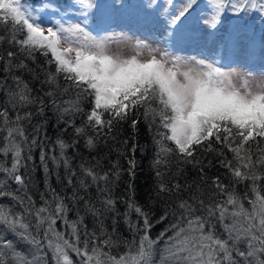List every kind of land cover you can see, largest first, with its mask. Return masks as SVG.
Returning a JSON list of instances; mask_svg holds the SVG:
<instances>
[{"label":"snow or ice","instance_id":"snow-or-ice-1","mask_svg":"<svg viewBox=\"0 0 264 264\" xmlns=\"http://www.w3.org/2000/svg\"><path fill=\"white\" fill-rule=\"evenodd\" d=\"M249 3L251 8L248 7ZM201 4L204 5L203 10ZM129 7L132 5L127 0H45L41 8H34L24 0H0V23L13 25L11 42L18 44L30 56L37 51L46 57L50 54L48 63L54 64L55 70L45 73V83L56 85L57 78L63 75L69 83L62 91L67 93L77 90L76 99L65 101L68 107L61 109L57 106L58 110L63 113L79 111L80 99L91 96L93 107L87 114V126L99 133L105 127L110 132L114 121L127 120L134 110L144 108L145 118L151 117L149 126L155 124L158 118V127L165 129L153 136L157 145L154 161L157 169L160 164L167 162L164 157L173 153L184 163H193L198 147L207 145L208 151H214V139L217 144L234 153L233 160H228L222 149L216 150L222 157L220 166L231 173L233 182L251 181L250 185H246L251 195L246 192L243 197L250 207H245L241 198L228 191L217 176L212 186L225 199L209 206H205L198 197L192 198L193 203L181 201L178 205L180 214L176 216L173 212L175 223H170L159 236L152 239L150 231L153 224L149 213L130 197L128 211L124 215L127 218L130 212L135 211L138 218L143 219L142 227L128 222L130 230L139 235V242H125L127 251L114 255L111 252V237L99 239L93 233L92 248L89 250L88 234L85 233L83 247L79 246L81 238L78 222L67 221V206L62 198L55 195L54 190L53 201H45L44 206L35 208L31 197H27L26 202L24 196L6 191L4 182L0 181V197H10L23 209V212H15L12 207L0 204V225L14 237L7 239L0 233V264H47L45 248L52 253L54 264H73L69 251L80 257V264H155L153 257L161 241L163 247L159 249V264H264V185L261 184L264 181V147L260 146V141H264V80L253 88L249 83L253 79L251 73L225 68L216 60L184 58L168 50L160 51L157 58V55L152 54L157 49L150 48L140 40H136L133 45L136 54L129 58L110 54V44L125 43L131 39L127 33H93H107L116 24L122 11ZM138 7L143 12L145 23L151 25L161 41L169 47L193 39L187 32L186 21L191 18L199 24L207 14L203 26L197 29L201 37L213 36L225 46L231 45L245 57L252 52L239 37L232 34L215 36L222 23V14L230 11L244 23L247 22L244 16L250 14L252 9H259L260 14L264 15V0H145ZM73 15L79 22L67 27L60 22L48 26L49 16H59L62 21ZM90 23L93 26L91 30ZM205 28L209 31L205 32ZM16 32L21 33L23 39H17ZM62 44L66 46L61 47ZM146 48L150 59L142 61L139 56ZM7 55L12 58L15 53L9 51ZM261 56L264 57V48L261 49ZM17 67L23 69L26 65L21 62ZM236 77L240 78L239 84ZM13 80L15 89L8 92L13 107L35 103L36 99L30 96L31 89L27 83L20 77H13ZM54 94L46 93L48 96ZM43 103L40 100V104ZM153 104L156 106L153 107ZM105 113L109 116L107 121L103 118ZM30 116L31 113L26 114V117ZM0 117H3L7 130L0 154L6 157L11 153L12 156L11 167L0 164V172L23 186L25 182L19 170L27 138L19 121L24 117L18 115L15 121H10L7 109L0 111ZM137 124V120H132L133 129H136ZM76 131L82 134L84 130L78 128ZM17 136L20 137L19 141ZM165 141L172 142L175 148L168 147ZM57 142L62 151L67 147L63 141ZM252 144H256L255 152ZM87 145L94 147V139L89 138ZM137 146L133 144V151ZM44 159L42 154L41 161ZM196 163L200 164L201 179H204L203 164L201 161ZM129 164V174L134 176L135 161L130 160ZM84 171L92 177L93 182L108 179L107 173L98 176L92 169ZM156 175L160 177L162 174L157 170ZM158 187L160 192H171L179 191L181 186L175 184L169 188L160 183ZM197 203L199 209L195 207ZM103 204L105 210L114 207V201L110 198ZM198 210L204 214L197 215ZM92 211L95 213L97 210ZM168 215L165 211L157 222L164 221ZM33 216L35 225L28 219ZM57 220H63L71 228V240L65 238V233L56 230ZM216 222L227 234L226 239L216 233ZM45 224L47 227L41 238L40 229ZM32 227L36 229L35 234ZM169 231L172 234L165 239ZM16 241L30 246L27 254L17 251ZM241 244H244V250H241Z\"/></svg>","mask_w":264,"mask_h":264},{"label":"trees","instance_id":"trees-1","mask_svg":"<svg viewBox=\"0 0 264 264\" xmlns=\"http://www.w3.org/2000/svg\"><path fill=\"white\" fill-rule=\"evenodd\" d=\"M137 1L139 0H127L130 5ZM24 2L34 7L44 3L45 0H39V2L24 0ZM201 5L204 7L203 4ZM248 7L251 8V3ZM227 15L237 20L230 11L228 14H224V17ZM248 15H250V31L255 27L262 28L264 15L260 14L259 9H252ZM13 35L11 23L7 25L0 23V111L7 109L10 121H15L18 115L24 117L19 121V126L24 131L27 144L23 147V161L19 174L25 183L23 186L18 185L13 179L7 178L3 172H0V181L4 182L6 191L24 196L26 202L27 197H31V203L35 208L44 206L45 201H53L54 190L55 195L62 198L63 203L67 206V221L78 222L81 238L79 246L81 248L85 233L88 234L89 250L92 248L93 233L99 239L111 237L113 242L111 252L114 255H120L127 251L125 242L131 243L135 240L138 244L139 235L130 230L128 222L133 225L139 224L142 227L143 219L138 218L135 211L130 212L127 218L125 217L130 197L149 213L153 224L150 231L152 239L159 236L165 228L169 227L170 223H175L173 212L176 216L180 214L181 210L178 205L181 201L193 203L192 198L198 197L205 206H209L225 199L212 186V181L217 176L228 191L234 192L241 198L245 207H250L243 197L246 192L251 195L250 189L246 187L251 184V181L234 183L231 173L219 164L222 157L217 154L216 150L222 149L224 156L228 160H233L234 153L226 147L217 144L213 139L214 151H208L207 145L198 147L194 153L193 163H184L177 154L173 153L164 157L167 162L160 164L157 169L154 165L157 145L153 141V136L157 132L165 131L158 127V118L156 123L150 127L148 120L151 117L146 119L145 109L139 108L134 110L127 120L114 121L110 132L105 127L97 133L87 126V114L93 107V98L91 96L82 97L79 101V111L63 113L58 110L57 106L61 109L68 107L64 103L65 101L76 99L77 90L73 89L67 93L62 91L69 83L63 75L57 78L56 85L45 83V73L55 70V65L48 63V60L51 59L50 54L46 57L37 51L30 56L18 44L11 42ZM15 35L17 39H23L21 33L16 32ZM9 51L15 53L12 58L7 55ZM21 62L26 65L23 69L17 67ZM13 77H20L27 83L31 89L30 96L36 99L35 103L17 104L13 107L8 96V92L15 89ZM48 92L55 94L48 96L46 95ZM40 100L44 101L43 105L40 104ZM155 106L153 104V107ZM41 108H43L42 112ZM27 113H31V116L26 117ZM103 118L107 121L108 114L105 113ZM134 119L138 121L136 129L132 128ZM9 126L15 125L10 124ZM78 128L84 130L82 134L77 133L76 129ZM5 136H7V130L3 124V117H0V148L4 147ZM89 138L94 139V147H88L87 140ZM156 138L159 139V137ZM16 139L19 141L20 137L17 136ZM58 140L67 145L63 151ZM133 144L138 145L134 151ZM165 144L175 148V145L170 141H165ZM260 146L264 147V141H260ZM251 147L255 152L256 144H252ZM42 154L45 157L43 162L41 161ZM130 160L135 161L134 176L129 174ZM65 161H67V166ZM196 161H201L203 164L204 179H201L200 164H197ZM11 163V153L6 157L0 154V164L11 167ZM84 169H92L98 176H104L107 173L108 179L107 181L93 182L92 177L87 176ZM157 170L162 174L160 177L156 175ZM160 183L169 188L175 184H179L181 187L179 191L160 192L158 187ZM261 184L264 185V181ZM109 198L114 201V207L111 210H105L103 202ZM0 204L12 207L15 212H23L19 203L10 197H0ZM54 206L55 203L52 204L53 208ZM195 207L199 209L200 206L197 203ZM92 209L97 211L94 213ZM165 211L169 213L167 218L157 222ZM196 214L202 215L204 212L198 210ZM28 219L32 225H35L34 216ZM46 227L47 224L40 229L41 238ZM55 228L58 232L65 233V238L72 239L69 235L71 228L66 226L63 220H57ZM114 228L115 231H113ZM31 230L33 234L36 233L35 227H32ZM215 231L222 239L227 238V234L218 222L215 223ZM0 233L7 239H14L13 234L4 230L3 225H0ZM142 234L140 233V235ZM171 234V231L166 233L165 239ZM162 247L163 241L157 246L156 254L153 257L155 264H159V249ZM240 247L241 250H244L245 246L241 244ZM16 248L17 251L27 254L30 246L22 241H16ZM107 250L105 249V251ZM44 252L47 264H54L52 253L47 248L44 249ZM69 256L72 261L80 263V257L75 252L69 251ZM73 264L76 263L73 262Z\"/></svg>","mask_w":264,"mask_h":264},{"label":"rangeland","instance_id":"rangeland-1","mask_svg":"<svg viewBox=\"0 0 264 264\" xmlns=\"http://www.w3.org/2000/svg\"><path fill=\"white\" fill-rule=\"evenodd\" d=\"M145 0H139L132 3V7H129L126 10L122 11L121 16L117 19L116 24L108 29L107 33H93L94 35H106L114 32H125L127 36L130 37L125 43H112L109 45V52L113 55H120L124 58H129L135 55V50L133 45L136 40L144 41L146 44L152 48L157 49L154 55H157L159 58V52L168 50L173 55L181 56L184 58H196L203 59L205 61H219L221 66L225 68H235L238 69L241 73H251L253 79L249 81L250 85L255 88V85L264 80V57L261 56V49L264 48V21L262 28L255 27L250 31L251 26L249 24L250 15H245L244 20L247 22L244 23L240 20H236L230 15L224 17L222 14V23L218 26L219 31L215 33L216 37L226 36L232 34L235 37H239L242 44H247L252 52L251 55L245 57L243 53L238 52L231 45L225 46L223 42L219 39H214L213 36H207L206 38L201 37V33L197 30L204 24V20L208 18L207 14L203 19L197 24V22L191 18L186 21V29L189 35L193 36V39L186 40L180 44H177L175 47H169L166 43L161 41V37L152 29L151 25L145 23V18L143 12L138 7V5L144 3ZM163 2V0H160ZM43 3L34 6V8H41ZM204 7L201 5V10ZM229 13V12H228ZM227 13V14H228ZM43 15V13H41ZM49 24L60 22L65 27L70 24L79 22L76 16L71 18H65L60 20L59 16L48 17ZM93 26L89 24V30ZM205 32L209 29L205 28ZM66 45L62 44L61 47ZM139 59L146 61L150 59V53L148 49H144L139 56ZM237 84L240 82V78H235ZM76 264V261H73Z\"/></svg>","mask_w":264,"mask_h":264}]
</instances>
